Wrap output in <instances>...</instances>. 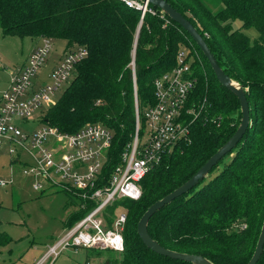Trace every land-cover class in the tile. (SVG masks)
<instances>
[{"label":"trees","instance_id":"16d2710c","mask_svg":"<svg viewBox=\"0 0 264 264\" xmlns=\"http://www.w3.org/2000/svg\"><path fill=\"white\" fill-rule=\"evenodd\" d=\"M167 1L245 90L250 125L207 178L150 218L148 233L166 249L213 264H247L264 220V0ZM0 29L3 36L64 40L66 52L88 50L41 124L62 134L90 123L109 129L113 138L102 183L133 139L136 103L143 122L144 110L155 103L154 80L176 66L182 48L187 50L197 81L193 100L204 108L190 124V143L176 146L140 181L141 198L118 200L105 209L107 226L120 206L127 220L123 252L111 251L113 258L104 264H190L151 252L136 231L147 208L187 182L240 123L238 99L218 83L190 36L156 7L147 5L143 13L121 0H0ZM60 191L69 195V203L76 199L81 205L72 190ZM90 205L72 212L64 229L83 218ZM8 241L0 233V246ZM257 264H264V248Z\"/></svg>","mask_w":264,"mask_h":264},{"label":"built area","instance_id":"2783aa9c","mask_svg":"<svg viewBox=\"0 0 264 264\" xmlns=\"http://www.w3.org/2000/svg\"><path fill=\"white\" fill-rule=\"evenodd\" d=\"M121 1L143 13L147 10V5L142 6L136 0ZM49 41L40 39L26 64L12 76L9 87L0 96V145H8V154L14 161H20L22 154L28 156L29 162H23L22 175L36 181L35 191L72 190L82 200L79 208L87 210V205H91L83 218L48 246L37 264H53L68 249L122 253L126 211L118 207L111 225L107 226L105 209L118 200L138 201L141 198L140 181L176 146L190 143V124L204 108L193 100L197 81L189 53L180 51L176 66L154 80L155 103L144 110L143 122H140L136 103L133 139L120 163L102 183V170L108 163L113 138L109 129L90 123L74 134H62L56 128L41 124L40 128L28 133L14 123L15 119L29 121L43 105L44 108L55 105L52 97L63 85L69 84L75 66L88 56L84 47L65 52L51 70L48 83L31 93L32 78L51 50ZM134 96L136 99V88ZM142 127L147 138L141 144ZM6 185L0 182L1 187Z\"/></svg>","mask_w":264,"mask_h":264},{"label":"rangeland","instance_id":"374dc122","mask_svg":"<svg viewBox=\"0 0 264 264\" xmlns=\"http://www.w3.org/2000/svg\"><path fill=\"white\" fill-rule=\"evenodd\" d=\"M49 42L51 50L32 78L31 93L48 83L50 72L53 66L58 65V56H62L65 48L64 40L52 39ZM39 44L40 39L3 36L0 29V96L7 89L11 77L26 64L32 49ZM181 51L187 52L183 48ZM73 78L74 74L69 84ZM68 85H63L56 92L52 102L59 99ZM44 107L36 111L29 121L15 119L14 123L28 133L37 130L47 109ZM146 138V130L142 127L140 143H144ZM28 159L26 154H22L20 161L11 164L8 145H0V182L7 184L0 186V233L9 239L6 245L0 246V264H37L48 246L63 233L66 219L78 210L80 203L73 198V204L69 203V195L59 189L35 191L36 181L22 175L23 162H29ZM245 228L243 225L242 229ZM112 256L114 253L111 251L68 249L53 264H104Z\"/></svg>","mask_w":264,"mask_h":264},{"label":"water","instance_id":"95a60500","mask_svg":"<svg viewBox=\"0 0 264 264\" xmlns=\"http://www.w3.org/2000/svg\"><path fill=\"white\" fill-rule=\"evenodd\" d=\"M142 6L151 5L156 7L160 13L167 16L174 23L179 25L192 39V41L199 48L205 59L207 60L212 72L214 73L218 83L231 92L239 101L241 119L235 133L221 146L206 162L205 164L184 184L173 190L162 199L154 202L147 208L137 223L136 231L143 243V245L151 252L172 260L187 262L190 264H213L208 259L194 254H185L175 252L162 247L159 243L151 238L148 233V223L150 218L160 209L172 203L175 199L187 194L199 182L207 178L210 171L216 166L228 153H230L239 143L246 130L250 125L249 106L246 98L245 90L242 86L231 79L218 65L214 55L210 51L204 38L198 30L187 20L181 13L174 9L167 0H136ZM139 32V30H138ZM264 248V220L260 230V234L256 243L255 250L247 264H257Z\"/></svg>","mask_w":264,"mask_h":264},{"label":"crops","instance_id":"0c3cea01","mask_svg":"<svg viewBox=\"0 0 264 264\" xmlns=\"http://www.w3.org/2000/svg\"><path fill=\"white\" fill-rule=\"evenodd\" d=\"M37 46H38V45H37ZM37 46H36V47H37ZM36 47H35V48H36ZM35 48H34V49H35ZM65 48H66V42H65ZM65 48H64V50H63L62 56H61V57H60V55L58 56V61H57L56 64H58V63L60 62V60L62 59L64 53L66 52V51H65ZM27 49H28V52H30V46H28ZM34 49H32L31 53L34 51ZM31 53H30V54H31ZM28 55H29V54H28ZM29 56H30V55H29ZM54 67H55V66H53V68H54ZM53 68H52V69H53ZM11 79H12V77H11ZM11 79H10V81H11ZM9 84H10V82H9ZM9 84H8L7 88L9 87ZM10 162H11V164H12V163H14V160H12V159L10 158Z\"/></svg>","mask_w":264,"mask_h":264}]
</instances>
